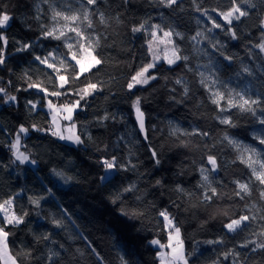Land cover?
<instances>
[{
  "label": "trees",
  "instance_id": "1",
  "mask_svg": "<svg viewBox=\"0 0 264 264\" xmlns=\"http://www.w3.org/2000/svg\"><path fill=\"white\" fill-rule=\"evenodd\" d=\"M236 3L248 12L231 25L238 38L232 39L227 27L218 29L221 43L213 50L222 62L225 80L253 82L259 99L254 112L228 108L227 100L220 106L214 104L200 83V67L206 59L196 49L197 40L192 39L199 38L200 16L205 9L208 13L227 11L232 0H177L171 7L160 0H97L89 6L93 26L86 24L84 33L93 39L100 37L92 51L102 63L79 79L72 78L78 66L72 67L75 61L64 40L41 35L42 26H52L53 8L76 12L79 0H0V14L10 16L8 24L0 28L8 39L6 46L0 41L5 57L0 65V88L16 97L15 102L6 103V95L0 93V203L14 197L12 208L17 216H23V223L5 227L17 262L122 264L123 260L127 264H160V248L151 242L168 243L169 229L159 215L166 210L181 229L189 264H264V249L256 247L264 243V235H260L264 231V199L260 196L264 185L238 158L240 148L225 139L232 136L259 143L255 132L264 126L260 123L264 119V52L256 47L264 42V0ZM100 12L106 23L100 22ZM153 22L181 34L183 38L174 35V41L179 54L188 59L172 65L159 61L151 69L156 79L129 90L131 76L151 58L148 25ZM141 24L144 30L132 31ZM23 44L31 47L19 51ZM203 44L206 46L205 40ZM54 50L66 57L68 65L66 70L57 65L60 74L69 79L62 89L55 72L35 59ZM29 77L49 93L59 90L67 94L51 96L28 88ZM89 81L102 90L80 99L76 92ZM137 97L146 117V132L138 128L133 106ZM48 98L59 108L79 100L72 122L82 144L52 135L54 112L47 106ZM220 107L226 110L222 112ZM225 117L231 118L234 126L221 123ZM21 126L28 132L21 134L20 144L35 164L21 163L11 147ZM194 130L208 135L184 134ZM153 149L159 164L153 159ZM208 155L215 156L216 171H211ZM113 156L118 164L131 161L136 168L114 169L108 180L101 181L106 173L100 161ZM201 167H209L211 187L217 189L218 196L211 201L204 199L208 188ZM56 172L71 180L65 183ZM158 180L162 182L159 185ZM236 181L248 183L251 195L244 199L235 196ZM131 185L134 191H124ZM33 199H39V206ZM241 215L256 218L229 232L224 225ZM0 220L3 227L5 220ZM219 240L223 243H208ZM243 244L247 247H241Z\"/></svg>",
  "mask_w": 264,
  "mask_h": 264
},
{
  "label": "snow or ice",
  "instance_id": "2",
  "mask_svg": "<svg viewBox=\"0 0 264 264\" xmlns=\"http://www.w3.org/2000/svg\"><path fill=\"white\" fill-rule=\"evenodd\" d=\"M44 2H48V0H44ZM161 3H164L166 6L171 7L172 5L177 4V0H160ZM243 3H251V0H242ZM84 4V11H83V20H81V16L79 13H74L72 15H67L64 12L61 11H56L55 8H53V14L51 19L55 21L56 23L52 27H47V26H42V37L44 39L52 38L54 40H64L65 46L68 48L70 54H71V59L75 61V65L72 67L78 66V71L73 75V79H79L81 75H85L86 73L91 72V70L100 65L102 63V60L98 58L96 55L92 54V49L95 46H98L100 37L96 36L94 39L90 36H86L84 31L81 30L79 27L78 22L83 23V21H87V27L91 28L93 26L92 20L89 19V13L91 12V9L88 8L87 6H94L97 4V0H83ZM254 7V5H252ZM198 11L200 10L199 8L197 9ZM212 11L218 12V16L222 18V20L225 22V24H221L217 22V19L213 18V16L209 15L208 10L205 9L203 10V14L207 17L209 21H211L212 27L208 29L209 32H211L213 29H223L227 27V34L232 38V39H237V34L234 28L231 27L233 24V20L239 21L241 17H245L248 15L247 11H244L241 9L240 5L236 3V0H232V6L227 10V11H218L217 9H213ZM99 19L101 23H106L105 20V15L103 12L99 13ZM10 20V16L8 14H0V28L4 27L7 25L8 21ZM60 20H63L65 23L61 27H57L59 25ZM155 29H159V25L153 26ZM145 25L141 24L138 27H133L132 31L133 32H139L141 30H144ZM262 28H264V22H262ZM67 32L74 33L75 35L73 37H68ZM176 36H180L181 39L183 38L180 33H176ZM197 36H204V33L202 32H197ZM152 40L149 41V52L152 54V60L145 64L142 65L139 70L135 72L134 75L131 76L129 82L127 83V88L129 90L135 88L137 85H146L148 84L151 80L156 79L155 75H149V72L151 69H154L156 67V62L160 60L161 56L153 50V40H157V33L156 31H153L151 33ZM173 33L171 30L169 31H164L163 36L159 37V43L164 44L165 47L163 49L164 51V59L167 61L169 65L175 64L177 61L183 59L187 60L188 57L186 56H181L179 54L180 50L178 46H176L175 41L172 39ZM207 38V37H206ZM74 40L75 42V50L74 49V44L73 43H68V40ZM192 39H196V37H192ZM0 41L3 42V45L6 46L8 43V39L6 36H4L2 33H0ZM219 41H216L215 44H212L213 48H216L217 45L219 44ZM171 45V48L168 46ZM30 44H23L18 50L23 51L28 48H30ZM262 52H264V42L259 43L256 45ZM169 52L171 53L169 55ZM78 53H79V58H78ZM35 59L43 65H46L47 68L52 69L56 77L59 81L58 83V88H65V85L69 83V79L66 75L60 74V69L57 68V65L55 63L49 62L50 60H55L56 55L54 52H49L47 56L45 57H40L36 56ZM226 59L231 60V57H226ZM5 63V57L3 55V49L0 48V65H3ZM60 66L62 68L67 69L68 65L65 60L60 61ZM244 71H248L247 68L244 69ZM201 76V81L200 83L204 85V87L209 91L212 102L214 104H217L220 106V102L225 100V94L219 90V88H214V85L217 83V81L212 77L208 76L205 77L204 73L201 72L199 73ZM28 88H36L45 93L46 95H51V96H60L62 94H67L61 93L59 90H55L49 93L48 89L46 87H42L41 83L37 82H32L31 78H28ZM8 83H11L9 81ZM177 83H181V81H177ZM97 90H102L100 85L98 83H93L89 81L83 88L77 90L76 94L80 96V99H84L85 96L90 95L94 93ZM188 89L185 88V94H187ZM0 93H3L6 95V100L5 102H15L16 97L12 95H7L6 94V89L0 88ZM237 96H239V101H235L233 97L229 96L227 98V107H238L241 111H253L254 109L251 107L253 104H257L258 101L256 100H250V99H245L244 95L241 93H237ZM140 98L137 97L136 100L134 101V109H135V115L136 119L139 124V128L141 131H144L145 125H144V113L140 108ZM28 104L32 106V109H35L36 105L32 101H28ZM48 106L50 109L56 108L55 105L52 104V102L49 100L48 101ZM80 106L79 100L75 101L71 105L65 104L61 106L60 109H56V112L53 114L52 117V123L55 124V130H51L52 135L58 136L60 139L63 140H68L71 141L75 144H82L83 140L81 139V136L76 134L75 131V122L73 121V113L76 108ZM226 108L220 107V111H225ZM60 113H66L62 116V119L65 121H70L72 122L70 126L66 127V133L65 131H61V126L57 122V115ZM108 117L105 116L104 119H107ZM223 124H227L230 126H234L233 121L231 118L225 117L221 119L220 121ZM261 124H264V119L260 120ZM32 127H36L33 125ZM38 131H44V129L37 128ZM179 129H176L174 131H178ZM28 132V128H25L24 126H21L19 129V132L16 135V141L15 143L11 146L12 148L16 149V159L19 160L21 163L25 162H30L31 164H35V160L29 161V156L25 155L24 153L19 151V145H20V139H21V134H26ZM185 135H202V136H207L208 133L206 132H199L198 130H194L192 133H184ZM145 139H147V135L145 134ZM225 139L229 140V143H231L234 147L236 148H241V145L239 142L232 140L231 138L225 136ZM259 140V143L264 145V138L262 137H257ZM152 151V156L156 164H159L160 161L157 159V153L153 149ZM247 154V155H245ZM260 153L255 149V148H249V147H243L241 150V154L238 157L242 163L247 165L251 169L252 176L255 177V180L258 181L261 185H264V160L259 159ZM253 157H257V159H253ZM207 162L208 164L211 165V171H215L218 167L217 161L215 156L208 155L207 156ZM102 164L103 168L105 169V175L101 176L100 179L101 181H106L109 179V174L111 173L112 170L117 169V168H122V169H127L129 166H131L133 169L136 168V165L132 164L131 161L128 162L127 165H120L117 162V158L115 156L109 158L102 159L100 161ZM254 165H259V168L255 167ZM200 172L202 175V179L207 185L208 191L211 192V195L208 194V191L204 193V199L206 201H211L213 197L218 196L217 189L214 187H211V182L209 181V169L205 167L200 168ZM55 175L59 176L61 179L64 180L65 183H67L69 180H71V177H66L62 172H56ZM156 183L159 185L162 182L161 181H156ZM237 185V190L234 192L235 196H239L241 199H244L245 195H251V188L248 183H242L240 181L235 182ZM205 185L202 184L201 187H204ZM135 186L131 185L128 188H125L124 191H134ZM179 191H183L182 188H179ZM50 191V190H49ZM260 196L262 199H264V190L261 191ZM13 198H10L3 203H0V212L4 213V220H5V225L3 227H0V260L4 261V264H17L16 258L12 257L9 253L8 245H7V238L9 236V233L5 231V227L7 225L11 224H20L23 223V216H17L14 212L9 214L8 210L5 208L7 205L8 208L12 207V201ZM32 203L36 204L39 206V199H33L31 201ZM24 215H27L25 213ZM161 217L164 218V221L166 222V228L170 229L168 232V243L161 244L159 240H153L151 243L154 245H158L160 249H170V251H160L158 252V257L160 260V264H189V258L185 255L184 251V244L183 240L181 239V229L178 227L175 223V218L171 217V215L166 211H161L159 213ZM256 217L255 216H249V215H241L238 218L231 219L230 222L224 225V227L229 231V232H236L238 229H242V227L247 226L245 222H250V220H254ZM264 219V217H261ZM53 223H55L58 227L61 226L60 221L53 220ZM260 235H264V231L260 233ZM47 239V237H45ZM208 243H223L222 240L219 241H208ZM251 243H255L252 241ZM241 247H247V244L241 245ZM257 248L264 249V243H259L256 244ZM255 250V249H253ZM26 255H30V253H26ZM52 255H55L53 253ZM225 258H227L228 253H225ZM235 256H239V253H234ZM122 264H127L126 261L122 260ZM234 264H237V262H234Z\"/></svg>",
  "mask_w": 264,
  "mask_h": 264
},
{
  "label": "rangeland",
  "instance_id": "3",
  "mask_svg": "<svg viewBox=\"0 0 264 264\" xmlns=\"http://www.w3.org/2000/svg\"><path fill=\"white\" fill-rule=\"evenodd\" d=\"M87 7L89 8V6H87ZM57 11L64 12L67 15H72L74 13H79L80 16H81V20H83V11H84L83 0H79V4L77 6V11L76 12H72V11L69 12L66 9H61V10L58 9ZM209 15H211V16H213V18L217 19V22L218 23L223 24V20H222V18H220L218 16V12L211 11V12H209ZM55 23L56 22L53 21L51 25L53 26ZM64 23L65 22L63 20H60V23H59V25H57V27H61ZM78 24H79V27L81 28V30L85 32V25L87 24L86 21H83V23L78 22ZM155 25H159V23L153 22V23H150L148 25L149 26L148 27V31L150 32V39H149V41L152 40L151 33L153 31H156V33H157V40H153L152 41V43H153V50L156 51L161 56V58L159 60V61H161V60H165L163 58L164 57V51H163V49H164L165 45L159 43V37H162L163 36V32L164 31H169L171 29L164 30L160 26H159V29H155L153 27ZM200 25H201V28H200L199 32L204 33V36H199V38H196L195 39V40H197V48L196 49L199 51V54L201 56H204L203 58L206 59L205 60L206 62L203 63V65L200 67V72H203L205 77L212 76L217 81V83L214 85V88H219V90L225 94V100H227V98L229 96H231V97L234 98L235 101H239V96H237L236 94L237 93H241V94L244 95V98L245 99H250V100H256V101H258L259 99H258L257 94H256L257 90L254 88V84H253V82L251 80H249V79H246L245 81H241L239 79H235L234 81H231V80H228L227 81V80H225V78L223 77V74H222V72L220 70L221 67H222V65H221L222 62L217 57V54L215 52L216 50H218L217 49L218 47H216V50L215 51L213 50V47H212V44H215L216 41H219L221 43V38H220V34L218 32V29H213L211 32L208 31V29L211 28L212 25H211V21H209L204 14L202 16H200ZM171 31L173 33L172 39L174 40V35L176 34V31L175 32H173V30H171ZM74 35H75L74 33L67 32V36L68 37H73ZM203 40H205L206 46L203 44ZM68 43H73L74 44V49L73 50H75V42H74V40H71L70 39V40H68ZM175 44H176V41H175ZM168 47L171 48V45H169ZM52 52L55 53L56 59L55 60H50L49 62L55 63L56 65H59L60 66V61L61 60H65L66 61V57L64 55H62L61 53H59L58 51L54 50ZM92 54L94 55L93 51H92ZM170 54L171 53L169 52V55ZM78 58H79V53H78ZM151 60H152V54H151V58H150L149 62ZM159 61L156 62V65L158 64ZM149 75H154L151 72V70L149 72ZM48 100H50V99L48 98ZM71 104L72 103H69L68 105H71ZM53 105H55V104H53ZM255 105L256 104L251 105V107L254 110H255ZM47 106H48V104H47ZM55 106H56V108L52 109V111L54 113L56 112V109H60L61 108V107L59 108V106H57V105H55ZM48 108H49V106H48ZM78 108L75 109V111L73 113V117H74L75 112H76V110ZM53 114H52V117H53ZM64 114H66V113H60L59 115H57V122L61 126V131H65V134H67L66 133V127L67 126H70V124L72 122L63 120L62 119V116ZM54 128H55V124H54ZM75 131H76V134H78L77 133V126L75 127ZM255 133H256L255 134L256 137H262V138H264V126L263 127H260L259 129H257ZM230 138L232 140H235V141H237V142L240 143V145H241L240 151L245 146L246 147H249V148H255L261 154L260 157H259V159L264 160V145H262L260 143H252L251 141L247 142L245 140H242V139H239V138H236V137H232V136ZM15 141H14V143H15ZM19 151L22 152V153H24L25 155H28L29 156V161H31L30 155L26 152L25 149L23 150L21 144L19 145ZM14 153H16V149L15 148H14ZM245 155H247V154H245ZM253 159L255 160V159H257V157H253ZM254 166L257 167V168H259V165H254ZM209 167L211 169V165H209ZM5 208L8 210L9 214H11L13 212L15 213V211H14V209L12 207L11 208H8V206L6 205ZM15 214L17 215V213H15ZM3 217H4V213L3 212H0V219L4 220ZM0 227H2L1 220H0ZM169 231H170V229H169ZM181 239L183 240L182 233H181ZM183 244H184V240H183ZM7 245H8V249H9L10 255L13 257L14 255H13V252H11V250H10V246H9V241L8 240H7ZM160 251H170V249H167V248H165V249H159L158 252H160ZM184 251H185V244H184ZM158 252H157V254H158ZM2 262L4 263L3 260H0V264H3Z\"/></svg>",
  "mask_w": 264,
  "mask_h": 264
},
{
  "label": "water",
  "instance_id": "4",
  "mask_svg": "<svg viewBox=\"0 0 264 264\" xmlns=\"http://www.w3.org/2000/svg\"><path fill=\"white\" fill-rule=\"evenodd\" d=\"M264 22V21H263ZM263 30H264V28H263ZM143 111V110H142ZM143 113H144V111H143ZM146 123H147V121H146V117H145V115H144V125H145V127H146ZM137 124H138V121H137ZM138 128H139V124H138ZM141 130V129H140ZM142 132H146V128H144V131H142Z\"/></svg>",
  "mask_w": 264,
  "mask_h": 264
},
{
  "label": "crops",
  "instance_id": "5",
  "mask_svg": "<svg viewBox=\"0 0 264 264\" xmlns=\"http://www.w3.org/2000/svg\"><path fill=\"white\" fill-rule=\"evenodd\" d=\"M13 257H15V256H13ZM17 261V260H16ZM3 263V262H2ZM4 264V263H3ZM9 264H11V262H9ZM17 264H20L19 262H17Z\"/></svg>",
  "mask_w": 264,
  "mask_h": 264
}]
</instances>
